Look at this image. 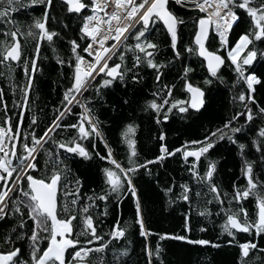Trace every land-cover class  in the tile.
Instances as JSON below:
<instances>
[{
    "label": "snow or ice",
    "instance_id": "6c2138e0",
    "mask_svg": "<svg viewBox=\"0 0 264 264\" xmlns=\"http://www.w3.org/2000/svg\"><path fill=\"white\" fill-rule=\"evenodd\" d=\"M174 3L194 13L193 34L190 36L192 43L185 45L183 52L202 58L201 63L206 68L203 84L209 86L207 89L190 82L188 74L192 69L184 64L183 54L178 50L177 28L184 21L170 10L169 0H138V2L137 0H83V2L61 0V7L66 5L68 13L82 16L79 32H74V38L68 40L71 50V58L68 62L70 86L63 91L59 110H54L55 119L43 127L42 132H38L40 124L37 117L32 116L31 134L25 132L21 142L19 134L22 124L18 120L13 125L12 117L18 114L22 120L27 111L34 75L42 71L38 66L42 42L53 44L59 33L47 26L48 14L52 11V0H0V24L4 25L0 28V35L3 37L0 38V75H4V71H7L13 95L18 87L12 80L13 66L23 61L25 76V83L19 86L21 99L13 101L16 112L9 114L6 99L0 93V112L3 113V118L0 119V225L3 226L0 227V264H96L93 254H96L99 264H130L128 247H113L114 241L127 239L128 225L121 226L118 222L114 223L105 238L98 231V217L91 214V208L96 207L98 201L105 203V211L99 214L103 216L107 214V203L110 198L120 200L128 195L131 196L135 206V224L139 228V235L145 238L143 252L148 258L147 264H153V256L159 259L160 247L157 243L153 250L147 239L150 232L145 227L144 211L138 196L136 181L141 178L137 173L144 171L150 174V165L162 163L166 158L174 157L176 154L182 156L185 164L188 158H193L187 171L197 188L196 196L199 198L200 191L207 189L208 195L218 205V212L224 214L220 231L231 238L225 241L229 246L238 247L239 264H261V261H264V247H259L257 242L250 238L237 242L235 236L238 232L250 235L254 233L257 236L264 234V184L254 177L255 166L252 161L244 159L242 163L241 174L247 182L246 186L238 187L234 182L231 194L222 193L216 183L215 161L207 162L203 174L198 170V161L205 158L209 150H215L218 141H223L225 138L237 145L243 155L246 145L238 143L235 137L236 134L251 129L241 126L238 118H243L244 125L251 124L255 127L256 121L264 116V107L257 104L254 99V85L261 83V80L254 71L246 70L244 67L252 65L257 55L264 56V52L258 53L254 47H250L254 41L264 42L262 40L264 0H174ZM33 6L42 7L43 13L39 17H33L30 24L21 26L11 19L12 14L19 8L27 10ZM89 9L91 14L84 15L82 10ZM245 22L249 23L247 31L234 35L236 26ZM159 24L166 29L174 59L183 67L181 83L187 99H173L174 89L171 84L160 87L163 64L154 62L153 57L158 52V45L148 38L151 36L152 28ZM213 34L218 39L219 47L209 50L206 41L210 42ZM21 38L24 43H21ZM129 39L133 43H129ZM81 41H84V44H81ZM108 41L111 43L106 44ZM29 42H34L35 45L30 56L25 55V48ZM53 51L56 49L53 48ZM245 52L246 54L241 56V53ZM126 53H132L134 63L131 69L125 65ZM84 54L91 59H85ZM56 62L61 65L64 63L59 57L56 58ZM227 62H230L229 66L246 85V92L240 90L238 95L233 94V115L225 119L219 127L207 130L200 140H186L179 147L171 150L166 144L165 131H160L158 154L151 160H144L143 163L138 162L136 152L134 137L137 125L127 123L120 132L121 143L127 150V166L115 158L109 141L105 139V132L101 130L100 123L93 114L94 109L90 107L92 103L104 99L101 95L103 89L112 86L116 80L124 84L126 76H131L133 82L138 81L140 77L133 73V69L146 63L149 69L155 70L156 88L152 91V99L145 101L143 110L150 109L156 114V124H160L162 120L168 121L169 113L173 111L179 113L181 119L195 118L193 113L198 115L209 107L214 94L210 86L215 80L223 83L220 71H222L221 66ZM97 79L99 83L94 85L95 97H89L87 101L83 100V92L93 86ZM236 84L237 81L234 80L233 85ZM123 103L127 104L128 101L125 100ZM250 104L256 105L255 110L249 106ZM74 105H79L80 112L74 114V123L67 124L64 118L73 113ZM240 105L243 107H239ZM58 130L62 132L71 130L72 135L65 142H60L54 135ZM97 141L103 146L105 154L95 151ZM85 142L91 144L92 151ZM251 145L260 155V163L264 165V126L256 128V135L251 139ZM51 147L56 151L52 152ZM61 149L64 150L63 153L60 152ZM40 153L46 157L45 170L49 164L53 167L51 174L44 177H37L32 171H39ZM75 157H80L89 163L91 159L97 157L100 161L107 162L108 166L101 169L104 190L99 196L90 198L91 204L85 202L82 207L78 206L80 198L77 196L71 201V208L64 206L61 210L57 192L58 184L62 182L64 161ZM76 183L79 184L80 180L77 179ZM180 189L177 199L191 204L190 184L181 183ZM173 191L174 186L164 189L165 195ZM250 196L255 198L256 208L255 217L251 220L248 211L240 204L242 199ZM226 200L228 207H225ZM169 203L174 201L169 200ZM62 212L73 214L61 218ZM209 214L207 207L202 208L201 216ZM241 214H243L242 218ZM77 220L82 230L76 235L83 236L84 239L66 238V234L75 231ZM190 230L189 216L186 213L184 231ZM200 231L204 229L201 228ZM41 232L47 233L46 238L41 237ZM169 237L201 246L210 245L213 248L222 246L208 239L191 240L186 235L160 234V239ZM42 239H46V246L41 242ZM18 241L25 242L27 249L16 246ZM253 252H257L258 255L252 256ZM69 255L71 259H68Z\"/></svg>",
    "mask_w": 264,
    "mask_h": 264
},
{
    "label": "trees",
    "instance_id": "16d2710c",
    "mask_svg": "<svg viewBox=\"0 0 264 264\" xmlns=\"http://www.w3.org/2000/svg\"><path fill=\"white\" fill-rule=\"evenodd\" d=\"M81 1L83 2V0ZM168 7L175 12L179 19L184 21L177 28L179 32L178 50L183 54L184 64L192 69V72L188 74L190 82L207 89L209 86L203 84L206 68L201 63V57L183 52L184 46L192 43L190 36L193 34L194 13L187 8L175 5L172 0H169ZM85 12L84 10L83 14ZM42 13L43 9L40 6H33L27 10L19 8L18 11L12 14L11 19L18 22L21 26H26L31 23L33 17H39ZM60 21H63V23H60ZM81 21L82 16L80 14L68 13L66 5L63 8L61 7L60 0H52V11L48 14L47 26L50 29H54L59 35L55 37V42L51 45L47 41L42 42L38 61V66L42 68V71L34 75L27 111L22 120L18 114L12 117L13 125L18 120L22 124L19 134L21 142H23L25 132L31 134L33 128L31 124L32 116H36L40 124L38 132H42L43 127H46L47 124L51 123L52 119H55L54 110H59L63 91L70 86L68 62L71 58V50L68 40L74 38V32H79ZM3 27L4 25L0 24V28ZM248 27L249 23L247 22L238 24L234 35L241 31L246 32ZM0 38H3L2 35H0ZM148 38L158 45V52L153 57L154 62L163 64L160 87L163 88L165 84H171L174 89L173 99H187L188 97L181 83L183 67L178 60L174 59L169 37L162 24L154 26L151 36ZM128 42L133 43L131 39ZM21 43H24L23 38H21ZM80 43L84 44V41ZM34 46V42H29L25 48V55L30 56ZM206 46H209V50H215L219 47L218 39L214 34L210 42L206 41ZM250 47H254L258 53L264 52V42L261 40L254 41ZM53 48L56 51H53ZM244 54L246 52L241 53V56ZM84 55L86 56V54ZM57 57L63 60V65L56 62ZM133 63L132 53H126L125 65L131 69ZM229 65L230 62H227L221 66L220 76L223 78V83L220 80H215L210 86L214 94L209 107L198 115L193 113L195 118L190 119H181L180 114L173 111L169 113L168 121L162 120L160 124H156V114L150 109L148 111L143 110L145 101L152 99V91L156 88L155 70L149 69L146 63L133 69V73L138 74L140 77L138 81L133 82L131 76H126L124 84L116 80L112 86L103 89L101 95L104 99L92 103L90 107L94 109L93 114L97 117L101 130L105 132V139L109 141L115 153V158L122 161L124 166H127L126 146L120 140V132L127 123L137 125L134 138L136 140V152L139 163H143L146 159L151 160L158 154L160 131H165L166 144L171 150V148L179 147L186 140H200L207 130L219 127L225 119L234 114L233 94L238 95L240 90L246 92V85L239 80ZM244 67L246 70L251 69L254 71L260 78L261 83L254 85V99L257 104L264 107V56L257 55L252 65ZM12 80L18 86L15 95H13L10 87L11 81L7 76V71H4V75H0V93L6 99L10 115L16 112L13 101L21 99L19 86L25 83L23 61L19 65L13 66ZM234 80L237 81L235 86L233 85ZM98 83L99 79L93 83V86L83 92V100L87 101L89 97H95L94 85ZM125 100L128 101L127 104L123 103ZM249 106L253 110L256 108L255 104H250ZM239 107L243 106L240 105ZM78 112H80L79 105H74L73 113L65 116L64 122L67 124L74 123V114ZM2 118L3 113L0 112V119ZM238 123L245 128L251 129L250 131L246 130L243 133L236 134L235 137L238 143L246 145L243 155H241L237 145L232 144L225 138L223 141H218V147L215 150H209L207 156L198 161V170L201 174L205 171L209 160L216 162L215 180L220 186L222 193L228 192L231 194L234 182L238 187L246 186L247 182L241 174L244 159L252 161L255 166L254 177H257L264 184V165L260 163V155L256 153L251 145V139L256 135V128L264 126V116L256 121L255 127L251 124L244 125L243 118H238ZM54 135L56 140L65 142L72 135V131L62 132L58 130ZM5 143H7V140ZM85 143L88 149L92 151L91 144ZM50 150L52 152L56 151L54 147H51ZM63 151V149L60 150L61 153ZM95 151H100L102 155L105 154L103 146L98 141ZM39 157V171L32 170L33 174L37 177L50 175L53 170L52 165L49 164L47 170H45L46 157L43 153H40ZM192 159L188 158V162L185 164L182 156L176 154L174 157L166 158L162 163L150 165V174L144 171H138L137 173V176L141 178L136 181L138 196L144 211L145 227L150 232L147 239L153 250H155L157 243H159L160 247L159 259L153 256V264H161V261L163 264H239L238 247L229 246L225 241L231 238L220 231L224 214L218 212V205L208 195L207 189L200 191L199 198L196 196L197 188L192 183V178L187 171ZM107 166V162L100 161L98 157L91 159L90 163L80 157L65 160L64 171L61 173L62 182L58 184L57 192L60 209L62 210L64 206L71 208V201L77 196L80 198L78 206L82 207L85 202L91 204L90 198L99 196L101 191L104 190V177L101 169ZM77 179L80 180L79 184L76 183ZM185 182H188L191 187V204L177 199L181 191L180 184ZM169 186H174V191L169 195H165L164 189ZM169 200L174 201V203H169ZM117 203H119V208H117ZM240 204L248 211L249 219H254L256 212L255 198L250 196L242 199ZM228 206L226 200L225 207ZM204 207L209 209L210 214L207 216L200 215ZM104 211L105 203L103 201H98V205L91 208V214L98 217L97 228L99 233L107 238L106 234L114 223L118 222L121 226L127 224V239L114 241L113 247L122 248L127 246L131 258L130 264H137V262L138 264H147L148 258L143 252L145 238L139 235V228L135 224V206L131 196H125L120 200L110 198L107 203V214L100 216L99 214ZM186 213L189 216L191 229L189 232L184 231ZM71 214L73 213L68 212L65 214L62 212L61 218ZM12 223H15V221H12ZM0 227L3 226L0 225ZM28 227L30 230V223ZM201 228L204 231H200ZM81 230L82 226L77 220L75 231L66 234V238L83 240V236L77 237L76 235ZM163 233H169L171 236L186 235L191 240L208 239L215 243H220L222 246L220 248H213L210 245L201 246L170 237L160 239V234ZM40 235L42 238H46L47 233L41 232ZM235 236L237 242H243L250 238L256 241L259 247H264V234L257 236L254 233L250 235L249 233L238 232L235 233ZM41 242L46 246V239H42ZM16 246L24 249L28 247L25 242L20 241L16 243ZM256 255H258L257 252L252 253V256ZM25 258L27 257L25 256ZM68 259H71L70 255ZM93 259L96 264H99L96 254H93ZM261 264H264V261H261Z\"/></svg>",
    "mask_w": 264,
    "mask_h": 264
},
{
    "label": "built area",
    "instance_id": "2783aa9c",
    "mask_svg": "<svg viewBox=\"0 0 264 264\" xmlns=\"http://www.w3.org/2000/svg\"><path fill=\"white\" fill-rule=\"evenodd\" d=\"M173 2H174V0H172ZM137 2H138V0H137ZM89 14H91L90 13V9L88 10V11H86L85 13H84V15H89ZM81 23H82V21H81ZM111 43V41H108V42H106V44H110ZM87 55V54H86ZM85 59H91V57H85Z\"/></svg>",
    "mask_w": 264,
    "mask_h": 264
},
{
    "label": "water",
    "instance_id": "95a60500",
    "mask_svg": "<svg viewBox=\"0 0 264 264\" xmlns=\"http://www.w3.org/2000/svg\"><path fill=\"white\" fill-rule=\"evenodd\" d=\"M61 1V0H60ZM82 2V1H81ZM84 10H82V12H83ZM163 26V25H162ZM166 30V29H165ZM202 59V58H201Z\"/></svg>",
    "mask_w": 264,
    "mask_h": 264
},
{
    "label": "bare ground",
    "instance_id": "6f19581e",
    "mask_svg": "<svg viewBox=\"0 0 264 264\" xmlns=\"http://www.w3.org/2000/svg\"><path fill=\"white\" fill-rule=\"evenodd\" d=\"M85 57H87V55Z\"/></svg>",
    "mask_w": 264,
    "mask_h": 264
}]
</instances>
